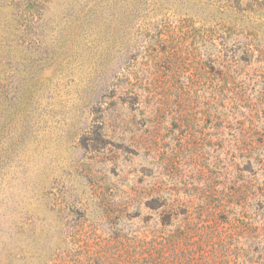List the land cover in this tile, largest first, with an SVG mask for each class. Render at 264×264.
<instances>
[{"label":"rangeland","instance_id":"374dc122","mask_svg":"<svg viewBox=\"0 0 264 264\" xmlns=\"http://www.w3.org/2000/svg\"><path fill=\"white\" fill-rule=\"evenodd\" d=\"M0 264H264V0H0Z\"/></svg>","mask_w":264,"mask_h":264}]
</instances>
